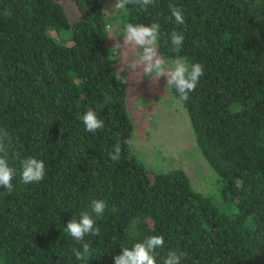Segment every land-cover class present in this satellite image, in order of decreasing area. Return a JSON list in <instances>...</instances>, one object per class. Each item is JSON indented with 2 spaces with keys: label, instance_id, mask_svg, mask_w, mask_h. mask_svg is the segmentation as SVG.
<instances>
[{
  "label": "trees",
  "instance_id": "16d2710c",
  "mask_svg": "<svg viewBox=\"0 0 264 264\" xmlns=\"http://www.w3.org/2000/svg\"><path fill=\"white\" fill-rule=\"evenodd\" d=\"M71 1L0 0V128L17 170L13 191L0 186V264H83L64 226L94 199L106 208L94 217L99 235L84 240L89 264H114L149 236L164 238L157 264L169 250L187 254L181 264H264V0H154L117 14L123 27L159 23L160 55L203 66L181 105L220 182L216 201L181 168L156 171L134 154L125 83L105 44L106 0ZM172 31L184 36L178 52ZM88 109L104 122L95 133L81 120ZM29 156L45 163L38 183L20 181Z\"/></svg>",
  "mask_w": 264,
  "mask_h": 264
},
{
  "label": "clouds",
  "instance_id": "9594fccd",
  "mask_svg": "<svg viewBox=\"0 0 264 264\" xmlns=\"http://www.w3.org/2000/svg\"><path fill=\"white\" fill-rule=\"evenodd\" d=\"M138 5L141 9H146L152 5L154 0H116L113 12L126 9L129 4ZM171 17L175 23L183 25L185 23L182 11L172 4H169ZM6 15L11 16L10 12ZM117 37V36H116ZM123 44L119 42L113 44L110 51L119 54L121 49H125L126 56L131 57V62L127 67L131 73H138L150 79L166 78V87L175 89L178 94L177 103H182L189 99V93L194 91L200 78L203 76V66L200 63L189 65L186 59L179 56L168 59L158 53V42L160 37V24L151 25L132 24L124 25ZM183 34L172 31L170 43L173 52H178L183 45ZM139 70V71H137ZM119 76V74L117 73ZM120 77V76H119ZM111 97L105 98V102ZM85 131L95 133L103 128V120L99 119L93 109H88L81 117ZM12 143V136L7 129L0 128V186L10 193L13 191V178L17 175V170L9 165L8 148ZM121 149L117 146L110 159L118 161ZM20 181L24 184L38 183L44 179L45 163L35 157L29 156L20 161L19 169ZM106 203L103 200L94 199L91 201L89 210L80 213L79 218L70 219L64 226V231L74 241L79 243V249H73V254L77 261L89 264L93 255L90 244L84 242L86 236H98L99 227L95 218L103 216ZM164 248L163 236H149L141 242L132 245L131 248H121V254L113 256L114 264H157L156 250ZM186 253H178L169 250L163 259V264H181V258Z\"/></svg>",
  "mask_w": 264,
  "mask_h": 264
},
{
  "label": "rangeland",
  "instance_id": "374dc122",
  "mask_svg": "<svg viewBox=\"0 0 264 264\" xmlns=\"http://www.w3.org/2000/svg\"><path fill=\"white\" fill-rule=\"evenodd\" d=\"M65 1L69 7L74 6L71 0ZM115 2L106 0L103 4L107 16L105 44L115 74L125 83L126 107L133 124L132 151L153 170L181 168L195 190L216 201L218 177L198 151L185 110L166 87V78L155 80L131 73L127 68L131 57L126 56L125 49L118 55L110 51L114 43L123 44L119 36L123 35L124 27L117 18L118 12H113ZM49 33L60 39L53 30Z\"/></svg>",
  "mask_w": 264,
  "mask_h": 264
}]
</instances>
